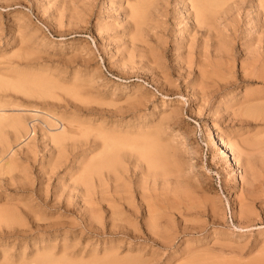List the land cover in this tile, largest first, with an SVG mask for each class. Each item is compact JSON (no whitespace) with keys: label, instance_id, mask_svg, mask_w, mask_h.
<instances>
[{"label":"rangeland","instance_id":"374dc122","mask_svg":"<svg viewBox=\"0 0 264 264\" xmlns=\"http://www.w3.org/2000/svg\"><path fill=\"white\" fill-rule=\"evenodd\" d=\"M59 1L64 2L65 0H0V74L4 75L7 81L44 75V78L53 79L62 87L54 88L52 95H40L37 92L25 94L21 91L15 92L17 90L11 88L7 89L8 92H4L6 95L8 94V98H12L13 102L18 101L16 103L23 107H36L43 111L58 113L57 115L61 117L64 115L62 118H72L73 116L76 119L77 117L76 120L82 119L83 124L93 125L94 129L95 123L97 127L102 124V128L112 131L110 133H113L115 126H117V130L124 131L126 128L137 126L140 122L138 126L156 122L161 112L176 107L179 114L173 116V120L168 121L167 118L161 120L162 123L164 122L161 129L164 127L167 129L166 131L165 128L163 129L162 139L170 148L174 147L173 158L170 159V166L172 165L173 169L168 166L167 170L166 167L168 171L165 177L168 180L167 184L164 181L162 186L159 184L162 180L158 181L154 185L155 189L153 187L150 194H146L147 197L151 196L149 198L152 201L155 200L156 211H160L156 220L158 235L152 234L150 228L146 226L143 220L145 219L144 208L140 202L138 203L139 193H135L134 190L132 192L133 200L137 201L136 210L138 212L135 214L137 218L130 222L134 224L137 228L136 231L141 236L128 237L123 232L121 233V230L112 226L109 210L104 203L99 207L98 217L99 215L100 217L97 218L99 223L97 229L89 228L88 230L85 228L84 226L88 222L77 219L82 208L79 209L81 204L78 202L76 204L73 190H70L73 181L70 178L71 175L72 178L74 176V157L78 153H82L83 156L90 150H98L94 145L96 141L77 140L73 144L74 146L66 143L63 151H66L67 157H63L59 166H52L51 163L57 149L54 148L55 145L53 148L51 147L53 144L47 141L46 136L42 137V130L37 124V119L33 120L34 133L29 136V139L26 138L20 143H16L19 141L15 140L10 130L5 133V137L14 150L13 157L17 167L9 173L0 174V202L5 199L12 203L11 200L19 199L22 202H28L31 206L38 204V208L43 209L44 215H49L50 218L47 220L50 223L53 220H59L55 217L61 216L58 223L54 221L55 223H51L54 226L50 225L48 231L42 233V239L54 246V252H57V247L65 242L69 248L66 251L72 257L73 255L77 256V252L80 253V251L83 252L81 254L84 257H87L90 250L95 251L94 254L99 253L95 254L99 257L104 250L110 247V250H114L116 253L114 254L118 255L117 257L120 256L124 259L134 257L138 259L139 264H189V262L191 264V260L192 264H264V148L262 149V146H251L250 148L246 143L247 147L245 148H249L248 150L251 151V153L248 151L249 157L244 154L247 149L246 151L241 149H244L243 145L233 149L234 154L240 153L243 157H240L239 160L242 171L245 169L242 181L234 175L232 169L227 167L229 160L225 159L223 163H213L217 156L212 154L211 147L218 152L219 146L216 142L212 146L207 143L208 129L210 128L214 129L215 135H225L223 139L229 141H240L242 136L241 140L248 136L249 132L251 134L254 130L261 129V121L232 115L234 106L233 108L228 106L241 94L239 92L232 97V92L226 91L225 93V78L227 76H231L234 84L240 83L242 76L240 71L241 52L235 53L232 62L233 75L225 74L226 77L223 76L225 66L223 67L222 64H225V57H222L221 64L220 59L218 60L219 66L215 74H221H218L217 77H223V79L213 77L216 75L207 72L206 75L210 78L205 76L204 81H201L198 80L199 76L198 78L195 76L197 70L194 67L196 66L192 64L190 72H188L185 68L179 69L178 63L174 60L177 40L187 41V37L185 38V34L176 32L178 27L183 26V21L178 14H175L181 21L175 27V22L178 19H175L173 13L170 12L174 6L173 0H169V5H167L172 8H167L166 18L164 16H160L162 17L160 18L154 13L155 6H159L161 1L153 0L154 6L152 4L150 6L152 13L150 11L149 14H151H148L152 19L147 17V23L143 29L142 39L144 42L139 43V45L141 43L145 45L146 51L145 49L142 51L139 45L133 47L129 31L131 30L130 23L124 15L125 2L123 0H85L86 3L81 0L80 5L78 1L71 0L69 1L71 5L68 4V6L77 5V10H74L75 16L73 14L72 17L68 15V11H65L68 9L67 2L61 5L62 2ZM239 2L241 7L238 12H234L235 28L238 35L234 41L236 50L240 49L239 44L242 41L239 39L240 36L248 30L251 31V28H246L254 22L256 8V1L255 3L253 0H240ZM59 5L64 6V8L62 7L64 10L61 11ZM76 5H74L75 9ZM157 20L160 22L158 23ZM154 22H157L158 25ZM198 35L200 34H196L195 39ZM129 41H131V49ZM136 41L134 44H138L139 41ZM222 41L225 43V36L222 37ZM210 50L212 51V48H209ZM149 55L152 56L151 59L148 58ZM154 57L156 60L158 59L154 63L155 66L151 61ZM147 61L154 69L146 63ZM145 63L149 66H146ZM207 68L211 70V68ZM223 68L224 70H222ZM157 71L161 74L155 73ZM183 75H186L187 78ZM165 76L169 77L166 78L170 79L168 81L172 86L161 81L167 80ZM187 81L189 85L186 84ZM243 85L249 89L264 88V85L258 80L246 82ZM63 87L76 91V97L73 94L71 97V93L65 91ZM167 87L169 91H167ZM201 87L209 89L207 91L213 94L212 97L210 96L206 101L202 100ZM10 89L11 91H9ZM234 89L233 92L236 93L240 91V86ZM138 93L143 95L141 97H146L142 99L141 94ZM135 96L138 99L135 100ZM228 97H232V100ZM133 99L134 102H131ZM98 100L101 104L105 101L106 106L101 105V107ZM138 100H143V104L142 102L140 104ZM226 100L230 102H226ZM110 101L113 103L109 106ZM124 101H128V104L131 103L129 104L131 106ZM117 103L120 104L115 106ZM112 106H115L113 110ZM136 108L138 112L134 110ZM175 119L177 122L172 123ZM86 120L87 122H84ZM79 122L81 123V120ZM166 123L169 125L167 126ZM25 141H29L28 144ZM237 149H241L243 153L237 152ZM244 158L245 163H243ZM247 161L251 163V166L246 169ZM129 166L131 167V165ZM137 169L133 173L132 171L127 172L128 178L131 179V183L128 182V178V180L126 179L128 182L126 184L130 183L129 189L136 186L139 178L137 175H140ZM132 174L136 176L134 177ZM247 188L251 192L246 191ZM153 192L155 195L151 194ZM72 197L73 199H71ZM241 205L250 209L249 215L240 213ZM63 206H66L67 209L63 210ZM125 212L127 211L123 209L122 213H124L123 217L126 222L128 214L126 215ZM31 221H28L26 227L31 226L32 222L34 223L38 219ZM48 221L43 219L41 223L47 224ZM97 221L95 220L96 224H98ZM2 226L0 225V256L1 251L5 250V256L18 264L19 253L23 251L24 246L27 247L23 254L24 257H27L32 251V241L28 240V237L25 239L7 237L8 233H5L6 229L4 225ZM12 228L9 229L12 230ZM31 228L34 226L32 225ZM217 257L223 261L219 262L220 259ZM2 262L5 263L3 259L0 260V264H4Z\"/></svg>","mask_w":264,"mask_h":264},{"label":"bare ground","instance_id":"6f19581e","mask_svg":"<svg viewBox=\"0 0 264 264\" xmlns=\"http://www.w3.org/2000/svg\"><path fill=\"white\" fill-rule=\"evenodd\" d=\"M69 1H71V0H65L64 1L65 4L67 2L66 5L68 8L65 11H68L69 12L68 15L71 16L75 13L74 10L75 11L77 10V5L72 4V6H68V4L71 5ZM73 1H75V0H73ZM76 1L79 2V5L81 4L80 3L81 0H76ZM154 1L153 0H123V2H125V5L123 6L124 15L127 17L126 19L130 23V29L131 30H129V31L131 32V35L130 34L129 35L131 36V41L133 42V47L134 46L136 47V45H139L140 42H144V40L142 39L143 35H144L143 29L147 23V17L151 18V16L150 17L148 16V14L150 11L152 13V10H150V8H151L150 6H151V4L154 6V4H153ZM160 1H161L160 4L158 3L159 6L158 5L155 6V10H153V11H155L154 13L156 15H158L159 17L164 16V18H166L165 16L168 13L167 8L170 7V6L167 7V5H169V0H160ZM239 1L240 0H173L172 2H174V6H173V10L170 12L173 13V16L175 19L176 18L178 19V16L181 17V21H183L182 22L183 26L178 27L176 32H178V34H185L186 35L185 38L187 37V41H181V40L178 41L177 40V45L175 46V49H174L176 51L174 53H176V54L174 56V53H173V56L175 57V59H174V57H173V59L176 60V62L178 63L177 65H178L179 69L182 68L181 70H183V68H185V69H187L188 72H190V68L192 67L191 65L193 64L194 66H196L194 68H196V70H197V72L195 71L196 72L195 76H197V78L199 76L198 80L204 81L203 79L205 76H207L206 75L207 72H210V73L212 72L213 75H216L215 73L217 72L219 62L221 64L222 57H225V62L223 61L225 64H222L223 67L225 66V70H224V68L222 70L225 71V73H223L224 74L223 76L226 77L225 74L233 75V64H232V62L234 60L235 53L237 51L238 52L240 51L242 54V56H241L242 58H240V71L242 73L241 74L242 76L240 77V83L234 84L233 83L234 81H232L230 78L231 76H227L225 78L226 79L225 80V93H226V91L229 93L232 92L231 93L232 97L236 96L237 93H239V92L241 93L240 96L233 103L229 104L228 106H232V108L234 106L233 109L230 107L232 109V113H231L232 115H234V114L239 115L241 118H244V119L245 118L256 119V120L262 122L261 125L263 127L261 126V129L254 130L253 132H251V134L249 132V135L244 137V139H242V140H241V138H243V136L241 138L239 137L240 141H231V140L229 141L228 139L224 140L223 138H225V137H223V136H225V135H215L214 129L210 128V129H208L209 132L207 135V143L212 146V144L214 142H216L219 146L218 152L215 151L211 147L212 154H214V156L215 155L217 156L215 159V162H213V163H215V164L217 162L223 163V162H225V159L229 160L227 162L228 163L227 167L232 169L234 175L238 176L243 181L244 180L243 173H245V169H243V171H244L243 172L241 169L242 168L241 162L239 161L240 157H242V156L240 155V153L234 154V152H232L233 149L236 148L237 146H238L237 148H240L241 145L244 146L245 150L243 148H241L243 151H246L247 148H245V147H247V146H250V148H251V146L252 147L262 146V149L264 148V88L263 89L262 88L261 89H259V88L249 89L248 87H245L243 85L246 82H254L257 80L264 85V35H263L264 34V0H253L254 3L256 1L255 17L253 18L254 22L251 21L252 25L250 24V27L246 28V29L251 28L250 29L251 31L248 30L246 33L244 32V34L240 36L239 39L242 40L239 44L240 49L236 50V48L234 47V41L236 40V37L238 35L236 33L237 30L235 28V16H234L235 14H234V12L235 13L238 12L239 8L241 7V4ZM59 2H62V1H59ZM64 2H62L61 5H63ZM85 3H86V1H85ZM74 5H76V9H75ZM153 6H152V9H153ZM60 7H59V9H60ZM62 7L64 8V6H62ZM62 7H61V11L63 9ZM171 8L172 7H170V9ZM59 9H57V11ZM59 12H60V10H59ZM249 13H250V11H249ZM253 13H254V11H253ZM175 14H178V16L176 17ZM156 15H155V17H157ZM74 16H75V14H74ZM73 18H74L73 20H75V17H73ZM160 18H162V17H160ZM179 20L180 19H178V21L176 20L175 27H177L179 25V22H181ZM155 21H156V18H155ZM160 21H161V19H160ZM162 21H164V20H162ZM157 22H158V20H157ZM157 22L156 23L154 22V23L157 24ZM247 25H249V24H247ZM196 34H200V35H198L197 39H195ZM224 36H225V43L223 42L224 40L222 41V37H224ZM136 40L139 41L138 44H134V41H136ZM131 41H129V45H131L130 44ZM139 46H140V49L142 51H143V49H145V51H146V47L143 43H141ZM131 48H132V45H131L130 49ZM181 48H182V50H180ZM209 48H212L213 52L211 50L209 51ZM138 53H140V52H138ZM144 54H146V53H144ZM151 57L152 56H150L148 58L151 59ZM157 57H159V56H157ZM219 59H220V61L218 62ZM157 60L155 57L152 58L151 61H152L153 65H154L155 61H157ZM159 60H161V59H159ZM130 63L132 64V62H130ZM146 63H148V61ZM159 63H161V62H159ZM148 64H146V66L150 65L151 68L153 67L151 64H149V65ZM174 65H176V64H174ZM132 67H133V65H132ZM160 67H159V69H160ZM207 67L211 68V70H208ZM134 68H135V65H134ZM152 69H154V68H152ZM158 72L159 71H157L155 73H158ZM184 72H186V71H184ZM155 73L153 72V74H155ZM161 73H163L162 70H161ZM161 73L159 72V74H161ZM178 73H179V70H178ZM210 73H209V75H212ZM220 73H221V71H220ZM162 75L164 76V74H162ZM187 75H188V73H187ZM217 75L213 76V77H217ZM219 75H221V74H219ZM43 76H40V77L37 76V77L30 78V79L17 78V79H13L14 81L12 79L10 81V79H9V81H7V79L4 78V75L0 74V174L1 173L6 174V172L9 173L10 171H12L14 168L17 167L16 163H15V158L13 157L14 150L10 146L9 140H7V138L5 137V133H8V131L10 130L13 133L15 140L17 139L19 141V142H16L14 140L16 143H20L21 141L25 140L26 138L29 139L30 138L29 136L34 133L33 131H34L35 125L33 126V120L36 121V119H37V124L40 125V129L42 130V135H43L42 137L46 136L47 141H49L50 144H53L51 147L53 148L55 145L54 148L57 149L56 150L57 153L55 151L54 159L53 160L51 159L52 163L50 162L52 166L53 165L59 166L60 163L63 161V157H67V155L65 153L66 151L65 152L63 151V148H64L66 143L70 144V146H74L73 144L75 142H77V140L78 141L79 140H85L86 141V140L91 139L94 142L96 141L94 143V145L96 146L95 148H98V150H95V151L90 150V152L84 154L83 156L81 155L82 154L81 153L82 151H81L80 152L81 154L78 153V155H76L74 157V159L72 157L75 168L73 169L74 176L72 178V175H71V178H70V180L73 179L70 190H73V197L75 198L76 204H77V202H78V204L79 203L81 204L80 208L79 207L78 208L79 209L82 208L81 209L82 211L80 210V214L77 216L78 217L77 219L81 220L82 222H88L87 225L84 224L87 226V227L86 226H84V227L88 228V230H89V228L97 229V226L99 225L97 218L99 219V217H100V215L98 217V214H100V213H98V211H100L99 207L101 206L102 203H104L106 205V208L109 210L108 214L110 213L109 218H110V222H111L112 226L116 227V229H118V230H121V233L123 232L128 237H139V236H141V234L138 231H136L137 228L134 226V224H131V222H130L134 218L135 219L137 218L135 214H137V212H138L136 210V202L137 201L134 202V200H133V193L132 192L134 190L135 193H137V194L139 193L138 194L139 195L138 203L140 202V204L144 208L145 219H143V220L145 221L146 226L148 228H150V232L152 234L158 235L156 232V227H157L158 222L156 220L159 217L160 211L159 212L156 211V208H155L156 202H154L155 200L152 201L150 199L151 196L147 197L146 194L148 193V195H149L150 194L149 192L153 187L155 189L154 185H156V183H158V181L162 180L161 183H159L160 185L162 184V186H163L162 182H164V181H165V183L168 182L167 178H165L167 175V172H168L167 171L168 166L171 167V169H173L172 165L170 166V159L173 158L172 157L173 156L172 150L174 149V147H173V149L170 148V146L167 145V143L165 141H163V139H162V131L165 128L164 127L165 125L163 126L164 128L161 129L162 124L164 123V122L162 123L161 120H162V118L163 119L167 118L168 121L173 120L174 119L173 116L175 117L179 114V112L177 111V108L172 107L166 112L165 111L161 112L160 117L156 122H153V123L150 122V124L147 123L144 126H142V125L138 126L141 123V122L140 123L138 122L139 124H137V126H133L130 129L126 128L123 131V130H117L116 129L117 126L114 125L116 128L113 126V128H115V130H113V133H110L111 130L109 129V131H108V128H107V130H105V128H102V126H101L102 124L101 125L99 124L101 127L100 126L97 127V125L95 123L94 125L97 128L95 127V129H94V127H92L93 125L90 126L89 123H88L89 126L86 125V123L83 124L82 119L76 120L77 117H76V119L73 116H72V118H69V117L68 118H62V117H64L63 114H62L63 116L61 117V116L57 115L58 113L55 114L53 112L43 111V110L37 109L36 107H31V108L30 107H27V108L23 107V105L16 103L18 101L14 100L15 102H13L11 100L12 98L11 99L8 98L9 97L8 94L6 95L4 92V91L8 92L7 89L11 88V89L17 90L15 92L21 91V93H25V94L37 92L40 95H48V94L52 95L54 88H58V87L62 88L61 85L59 86L57 84L58 82L57 83L55 82V80L53 81V79L44 78ZM183 76L187 78L186 75H183ZM166 77H168V76H165V78ZM207 77H209V76H207ZM161 78H162V76H161ZM217 78L223 79V77L219 78V76ZM156 79L160 80L158 78H156ZM168 80H170V79H167L166 81H163V80H161V81L163 83L165 82V83L171 85ZM162 82H161V85H163ZM159 83H160V81H159ZM186 84H188V81ZM193 84H191V85H193ZM169 85H167V86H169ZM159 86H160V84H159ZM171 86H169V87H171ZM239 86H240V91L234 93L233 91H235V89L233 90V88L236 87V89H237ZM242 86H244V87L242 88ZM171 88H173V87H171ZM11 89L9 91H11ZM63 89H65V91H67V92H70L71 97H73V95L75 96L77 93L76 91L74 92L72 90V88L63 87ZM167 89H168V87H167ZM200 90H201L200 94H201L202 100L204 99L206 101L207 99L210 98L211 95H213V94H211V92L207 91L209 89L206 90V89L201 87ZM167 91H169V89ZM143 93L145 94V92H143ZM131 96H129V97H131ZM141 96H143V95L141 94L140 97ZM11 97H13V96H11ZM145 97H141V98L143 99ZM232 97H230V98L228 97V99H231ZM14 99H16V98H14ZM136 99H138V97H136L135 100ZM127 100H128V98H127ZM99 101L100 100H98V102ZM128 101H130V100H128ZM228 101L226 100V102H228ZM98 102H96V103H98ZM124 102H122V103H124ZM127 102H125V103H127ZM131 102H134V99ZM140 102H142V104H143V100H140L139 103ZM145 102L146 101H144V103ZM106 103L108 104L109 102H106ZM111 103H113V101H110L109 106ZM98 104H100V106L101 105L106 106L105 101L102 102V104L100 102ZM118 104H120V103L115 104V106L116 105L118 106ZM129 104H131V103H129ZM136 105L138 106L139 104H136ZM115 106H112L111 109L113 110L115 108ZM124 106H125V104H124ZM129 106H131V105H129ZM141 106H143V105H141ZM102 109H100V110H102ZM134 110L136 112H138L137 108ZM28 117L31 119L27 120V119H29ZM80 120H81V123L79 122ZM175 121L177 122V120L175 119L174 121H172V123ZM84 122H87V120ZM128 123H130V122H128ZM142 123H144V122H142ZM168 123H166L167 126L169 125ZM166 130L167 129L165 128V131ZM245 135H247V134H245ZM261 135H263V136H261ZM91 140H90V142H91ZM167 140H168V138H167ZM235 140H236V138H235ZM25 142L27 143L29 141H25ZM246 143H248L249 145L247 144V146H245ZM241 149H239V150L237 149L238 150L237 152H241L242 151ZM248 149L244 153V154H247V157H249L250 153H251V151H249ZM231 152H232V154H231ZM241 153H243V152H241ZM52 154H54V153H52ZM64 155H66V156H64ZM72 156H74V155H72ZM174 157H175V155H174ZM72 159H71V161H72ZM246 159H250V158H246ZM243 161L242 162L245 163V161H246L245 158L243 159ZM248 161L246 162L247 165L245 166V168L246 167L250 168V166H251V163ZM172 163H174V162H172ZM129 165H131V167ZM173 165H175V164H173ZM166 167H167V170H166ZM178 167L180 168L179 164H178ZM135 169L139 170L140 175H137V176H139V178L137 177L138 181L136 182L135 188L132 187L131 188L132 190H131V189H129L131 179L128 178L127 172L132 171V173H133V171H135ZM167 177H169V176H167ZM127 178L129 179L128 182H130L129 185H127L128 184ZM133 181H135V180H133ZM126 182H127V184H126ZM132 184H133V182H132ZM134 185H135V183H134ZM152 191H155V190H152ZM246 191L251 192V190L250 189L248 190V188ZM151 194L155 195L154 192ZM73 197L71 199H73ZM64 198H67V197H64ZM153 199H155V198L153 197ZM11 201H12V203H9V202H7V200L3 199L0 202V225L1 226L4 225V228L6 229L5 233H8L7 237L10 236V237H12V239H15V238L25 239L28 237V240L32 241V243H31L32 244V248H31L32 251L28 254L27 257H24L23 254L25 253V250L27 248L26 246H24L23 251L21 253H19L20 255L18 258L20 259V261L18 264H139L138 259L134 258V257L125 258V259L123 257L121 258L120 256L117 257L118 255L116 256L115 255L116 253L114 252L113 248H112L113 251H111L110 247L107 250L102 249V250H104V252H102V254H100L101 256H99V257H97L95 255L97 253L94 254L95 251L92 252V250H90V252L88 251L89 253H88L87 257H84V255L81 254V253H83L82 251H80V253L77 252V254L75 253L77 256L74 257V255H73V257H72L71 254H68V252L66 251L69 248H67L68 245H66V243L64 242L63 244L59 245V247H57L58 251L54 252L53 251L54 246L52 244H48V243L44 242V240L42 239L43 238L42 233L44 234V232L48 231V227L55 220H53V222L50 223L48 221L49 220L48 218H50L49 215L48 214L44 215L43 209L41 210L40 208H38L39 207L38 204L35 206H31L28 202H25V201L22 202V200H19V199H14ZM157 203H158V201H157ZM238 205H239V203H238ZM43 206H45V205L43 204ZM66 206L68 207V205H66ZM65 207L63 206V210L67 209ZM123 209L125 211H127V212H125V214L126 215L128 214V216H127L128 220H126V222H125V218L123 217L124 213H122ZM249 211H250V209L247 206H245V205L240 206V213L242 215L243 214L249 215V213H250ZM78 213H79V211H78ZM126 215H124V216H126ZM29 218L34 219L32 221H35V219L36 220L38 219V221L39 220L42 221L43 219H46V221H48V223L47 224L44 223L45 221L43 223H41V221L40 222L36 221L33 223L31 221V219L29 220ZM55 218L56 219L59 218V220H61L60 219L61 216L55 217ZM59 220L57 219V221H59ZM95 220L97 221L98 224L95 223ZM28 221L32 222V225L34 226V228H31L32 225L29 227H26ZM57 221H55V222H57ZM62 221H64V220H62ZM11 225H13L15 227L12 226L13 227L12 228ZM9 228H12V230ZM93 232H95V231H93ZM37 239H38V241H37ZM42 241L44 243H41ZM93 249H94V247H93ZM5 253H6L5 250L1 251V256H2V257L0 256L1 259H3L5 261V263H7V264L9 262H11V264H15V262H12L10 260V258L5 256ZM218 259H220V258H218ZM220 261H223V260L220 259L219 262ZM2 263H4V262H2ZM192 263L193 262L191 260V264ZM189 264H190V262H189ZM196 264H198V263H196Z\"/></svg>","mask_w":264,"mask_h":264}]
</instances>
